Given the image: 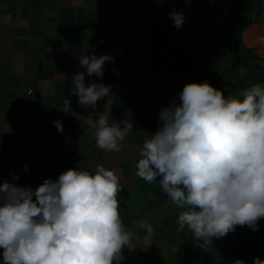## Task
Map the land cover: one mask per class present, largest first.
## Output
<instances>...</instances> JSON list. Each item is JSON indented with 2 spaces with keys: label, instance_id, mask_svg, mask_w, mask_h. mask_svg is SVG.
Listing matches in <instances>:
<instances>
[{
  "label": "clouds",
  "instance_id": "9594fccd",
  "mask_svg": "<svg viewBox=\"0 0 264 264\" xmlns=\"http://www.w3.org/2000/svg\"><path fill=\"white\" fill-rule=\"evenodd\" d=\"M168 18L177 29L184 23V14L175 9ZM106 62L114 58L79 56L84 71L72 77L63 104L71 110L70 97L76 96L81 107L92 109L83 119L94 129L96 146L118 153L134 129L131 114L117 122L110 114L112 85L85 83L101 78ZM101 100L108 111L98 115ZM158 121V130L139 151L136 175L157 183L181 210L178 228L190 230L202 250L236 226L258 231L264 219V84L252 85L238 98L206 80L186 83L160 110ZM53 124L63 132L61 121ZM23 169L27 172L28 165ZM10 175L13 181L20 178ZM121 191L119 177L102 164L94 172L67 169L35 189L0 183V264H121L122 250L133 248L134 236L120 216ZM133 227L153 232L143 218ZM253 264L264 260L253 258Z\"/></svg>",
  "mask_w": 264,
  "mask_h": 264
},
{
  "label": "crops",
  "instance_id": "0c3cea01",
  "mask_svg": "<svg viewBox=\"0 0 264 264\" xmlns=\"http://www.w3.org/2000/svg\"><path fill=\"white\" fill-rule=\"evenodd\" d=\"M127 1L59 0L56 6L55 0H50L47 10L36 13L29 9L30 0H0V134L8 136V153L0 155V183L8 181L35 189L45 179L56 180L67 169L94 172L98 164L108 166L112 161L111 156L115 152L104 151L96 146L94 129L83 119L92 109L82 107L81 110L65 111L51 107V116L54 118L81 119L77 140L68 148L53 145L52 132L44 125L48 102L62 98L66 84L72 82L74 74L84 71L78 64L81 55H110L114 58V63H105L101 78L93 76L87 78L85 83L112 85L115 98L110 114L117 122L125 118L128 103L139 105L137 101L151 100L150 83L136 80L139 72L146 71L144 65L151 39L150 26L146 20L129 13ZM121 3L123 8L119 13L110 11L112 6H120ZM63 9L69 12L74 21V25L69 28L62 27L58 18ZM202 10L210 11L207 8ZM189 19L192 24L191 16ZM142 23L148 28H142ZM143 29L147 31L146 35L143 38L138 35L140 41L133 40L135 33H143ZM242 39L250 50L254 46L263 48L264 26L259 30L255 25L248 26ZM46 40L49 42L44 46ZM141 42L144 43L142 49ZM213 42L209 40L205 43L202 49L204 60L199 63V69L203 68ZM256 42L260 45H255ZM215 43L221 54L228 58L220 45ZM172 64H176L177 68V63ZM40 74L43 78H39ZM30 91H34V94L30 95ZM104 103V100L98 102L95 110L98 115L108 111ZM140 122L148 129L151 119L146 116ZM27 133L30 135L26 136ZM25 164L28 165L27 172L23 169ZM10 174L19 175V180L13 181ZM135 185L136 191L130 193L121 186L123 191L117 197L120 216L124 212L121 206H128L136 212L137 221L143 218L152 224L153 232L148 235L144 229L134 228V221L128 220L130 215L123 213L127 218L125 228L132 230L134 236L131 241L133 248L124 247L122 250L124 259L121 264L137 259L149 261L150 264H178L177 252H180L181 242L178 243L175 236L163 230L165 220L162 211L151 212L148 216L146 214L148 206L157 202V197L155 194L145 197Z\"/></svg>",
  "mask_w": 264,
  "mask_h": 264
},
{
  "label": "rangeland",
  "instance_id": "374dc122",
  "mask_svg": "<svg viewBox=\"0 0 264 264\" xmlns=\"http://www.w3.org/2000/svg\"><path fill=\"white\" fill-rule=\"evenodd\" d=\"M231 1L232 0H167V3L166 1L164 2L166 5L162 8L164 15H162L160 18V22L166 26L171 24L172 21L168 18V13L175 9L184 14V23L179 29L188 32L191 28V20L189 19L190 12L194 9L202 10L203 8L210 9L214 16H217L220 21L224 22L225 15L227 14V12H225V7L227 4L229 5ZM54 3L56 6H58L59 0H55ZM122 4L123 3H121L120 6H112L110 11L115 14L119 13L123 8ZM157 12L158 10H154L152 14H156ZM141 25L142 28H148L143 23ZM146 32L147 31L144 30L143 33H135V36L132 37L133 40L140 41V39L146 35ZM138 35H140L141 38L138 37ZM239 36L240 35L233 36L232 38L231 36H227V38H231L232 42L234 43V47L232 48L234 51L244 48L241 44ZM142 42L140 46L141 49L142 45H144ZM213 43L210 45L208 54L209 56L207 55L208 57L206 58V62L204 63L202 69L197 67V69L185 73L177 70L176 64L171 63L164 65L157 71L139 72V77L137 74V81L144 80L145 82L150 83V87L152 89V98L149 100V102L136 100L139 105H135L134 102L128 103L129 105L126 106L127 111L125 114H131L133 127L135 128L128 134L125 141L122 143L123 146L121 147L120 152H115L111 156L112 161L109 162V165L105 167L114 170L115 174L119 177L120 186H123L125 189H127L128 193L131 191H136L137 187L135 184H137L140 190L139 192L145 195V197L149 198L155 194V197H157V202H154L155 204L153 203L151 206H148V211L146 213L147 216L151 212L161 210L164 221L176 211L175 204L162 193L157 183H146L136 175V162L140 158L139 151L141 150L144 141L149 139V135L154 134L158 130V115L160 110L168 106L170 101L176 96L177 93L182 90L186 83H200L206 80L213 87L222 90L225 96L232 95L238 98L242 97V93L245 89L251 87V85H248L240 76V73L243 71L242 67H239L238 75H234L233 73L229 74L226 72V69L230 67L229 65L233 61V57L228 56V58H225V55L223 53L221 54L220 49L216 46L217 44L215 43L216 45H214ZM258 44L259 43L255 45ZM249 45L252 46L253 44ZM249 53L250 55H248V62L253 63L254 56H264V47L259 49L255 47L254 50L250 51ZM245 55L246 52H243L241 55H239V58L243 59ZM226 75L229 76L226 77ZM154 89L156 91L155 93ZM131 99H134V97ZM144 100L146 101V98H144ZM146 116H149V120L151 119L150 126L148 123V129L142 126V123L140 122V120ZM121 179L123 180L122 182ZM121 208L124 211L123 213L130 215V218H128L129 221H137L136 212H133L128 206H121ZM123 213L121 219L125 226L127 223V218ZM258 223L260 225L258 231L254 232L246 226H236L234 232L228 233L223 238L214 239L212 245L207 246L204 250L199 247L195 260L186 258L182 252L178 251L177 253L179 254V259L176 258L178 259V264H232V261L235 259H242L245 261V257L251 252L256 250H264V219H261L258 221ZM162 227L164 231H168L173 236H175V239L178 243L188 238H194L192 232L187 228L180 230L175 221H168L166 225L164 224ZM200 243L201 242L199 241V244ZM246 243L247 247L245 246ZM171 254L172 253L168 255ZM173 262L175 263V261ZM128 263L150 264L149 261L143 262L142 260L138 259L133 260V262L128 261L127 264Z\"/></svg>",
  "mask_w": 264,
  "mask_h": 264
},
{
  "label": "trees",
  "instance_id": "16d2710c",
  "mask_svg": "<svg viewBox=\"0 0 264 264\" xmlns=\"http://www.w3.org/2000/svg\"><path fill=\"white\" fill-rule=\"evenodd\" d=\"M165 1L167 3V0L127 1L129 13L133 16L146 20L150 26L151 39L147 47L144 65V69L146 71H157L164 65L174 62L177 63V68L185 73L195 70L197 69L199 63L204 60L202 49L205 43L209 40H213L220 45L227 56L233 57V61L229 65L230 67L226 69V72L238 75L239 67H242L243 71L240 73V76L248 85L252 86L254 84H264V56H254L253 63L248 62V55H250L249 52L252 50L245 46L242 39V33L248 26H250V22L239 17V13L242 11L247 13L259 11L261 0L232 1L229 4L224 22L221 23L217 22L219 18L214 16L209 10L194 9L190 12L192 24L188 32L177 29L173 27L172 24L165 26L160 22V18L164 15L162 8L166 5V3L164 4ZM49 2L50 0H30L29 9L36 13L44 12L47 10ZM154 10H158V12L156 14H152ZM58 18L64 28H69L74 25L73 18L65 9L59 13ZM237 35H240V41L244 48L234 51V49H232L234 47V43L231 38ZM227 36H231V38L228 39ZM185 38L189 40V44L179 46L178 50L174 54L168 56H161L159 54V49L164 44L172 41H179ZM47 42L49 41L46 40L44 46H47ZM194 46H197V50L193 49ZM243 52H246V55L243 59H240L239 55ZM227 76L229 75H226V77ZM39 78H43V75L40 74ZM71 88L72 82H68L64 90V96L48 102V110L46 114L47 121L44 125L52 132L51 143L53 145L66 148L76 142L77 134L81 129V119L54 118L51 116V107L55 109H65L63 101L65 97L69 95V90ZM70 99L71 110H81L82 107L77 102L78 98L76 96H71ZM55 120L62 122V133L58 132L55 128L53 124V121ZM23 134L25 135V133ZM29 135L30 133L26 134V136ZM7 153L8 136L0 134V155ZM180 211L181 210L176 207L175 213L165 219L164 224L166 225L168 221L176 222ZM198 245L199 241L195 238L185 239L181 242L180 252H182L187 258L195 260L199 250ZM245 246L247 247V243ZM245 258L246 264H253V258H260L263 260L264 250L253 251Z\"/></svg>",
  "mask_w": 264,
  "mask_h": 264
},
{
  "label": "built area",
  "instance_id": "2783aa9c",
  "mask_svg": "<svg viewBox=\"0 0 264 264\" xmlns=\"http://www.w3.org/2000/svg\"><path fill=\"white\" fill-rule=\"evenodd\" d=\"M225 8H226V12H227L228 11V4L226 5ZM239 17L243 20L249 21L250 25H255L257 27V29L259 30L262 26H264V0H261V6H260L259 11H253L252 13H247L245 11H242L239 13ZM217 22L221 23L222 21H220L218 19ZM259 37L261 38V36H259ZM262 38H263V36H262ZM260 41H262V40H260ZM263 41H264V39H263ZM187 44H189V40L186 38L181 39L179 41H172V42L164 44L162 47H160L159 54L161 56L172 55L178 50L179 46L187 45ZM254 48H255V46H254ZM193 49L197 50V46H194ZM252 50H254V49H252ZM29 94L30 95L34 94V91H30Z\"/></svg>",
  "mask_w": 264,
  "mask_h": 264
}]
</instances>
